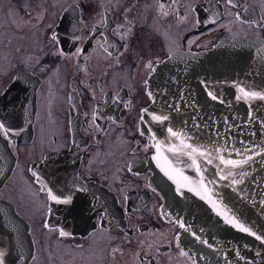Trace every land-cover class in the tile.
<instances>
[{
    "label": "flooded vegetation",
    "instance_id": "af4514ba",
    "mask_svg": "<svg viewBox=\"0 0 264 264\" xmlns=\"http://www.w3.org/2000/svg\"><path fill=\"white\" fill-rule=\"evenodd\" d=\"M232 37L264 40V0H0V58L11 55L0 97L17 78L34 100L28 117L5 98L15 119H0L26 130L23 140L0 130L15 155L0 197L25 218L33 245L19 264H197L160 209L144 164L153 145L138 120L157 62ZM42 161L45 186L31 170Z\"/></svg>",
    "mask_w": 264,
    "mask_h": 264
},
{
    "label": "water",
    "instance_id": "95a60500",
    "mask_svg": "<svg viewBox=\"0 0 264 264\" xmlns=\"http://www.w3.org/2000/svg\"><path fill=\"white\" fill-rule=\"evenodd\" d=\"M153 68L146 78L150 100L138 124L153 145L144 164L150 170V184L162 196L163 215L177 222L176 237L197 264H264V239L256 238H264V100L237 99L243 97L240 89L264 94V40L221 38L210 48L171 52ZM32 93L33 88L26 89L19 79L11 82L0 97V119H15L6 117L3 108L4 99L11 97L14 110L24 107L28 117L33 114L34 100L26 98ZM153 116L167 119L160 122ZM169 128L177 135L169 133ZM7 130L11 138L24 139L26 130ZM188 145L197 150L196 164ZM74 150L63 149L55 155ZM14 160L0 132V181L9 175ZM43 169V161L31 166L45 186ZM202 178L206 190L198 186ZM218 212L234 216L251 231L226 223ZM15 244L24 256H17L14 263L28 261L33 245L27 222L12 203L0 197V253L7 264L8 250Z\"/></svg>",
    "mask_w": 264,
    "mask_h": 264
},
{
    "label": "snow or ice",
    "instance_id": "6c2138e0",
    "mask_svg": "<svg viewBox=\"0 0 264 264\" xmlns=\"http://www.w3.org/2000/svg\"><path fill=\"white\" fill-rule=\"evenodd\" d=\"M229 3L231 4L232 3V0H229ZM53 39H55V37H53ZM240 91L243 93V97H240L238 96L237 99H241V98H259L261 100H264V94L260 93V92H246L244 89H240ZM149 95H151L149 93ZM209 95L212 96V99H217V97L215 95H212L211 93H209ZM145 112H147V109L143 110ZM153 120H156V121H160V122H163V120L167 119V117H160V116H153L152 117ZM0 130H3V134L5 136L8 135V130L4 127V125L2 123H0ZM168 132L171 133L173 136H176L177 133L173 132L171 128L168 129ZM188 148L191 149V145H188L187 146ZM157 150L159 151V142H157ZM170 151L172 149H169ZM197 152L196 149H191V152L189 153V155L191 156L192 158V161H193V164H196V156H195V153ZM199 155L203 156L204 153L203 152H200ZM209 163H211V161L209 160ZM225 163H228V164H235L236 162L234 161H226ZM199 165H197V171H199ZM166 175H168V173L166 172L165 173ZM172 178V177H170ZM223 178V177H222ZM184 180H188V177H183ZM235 182V181H234ZM199 187L201 188H204L206 190V185L203 184V178L201 179V182L200 184L198 185ZM191 190V189H190ZM198 195L200 194L199 192L197 193ZM49 198L53 201H55L56 203H69L70 200H61L59 197H57L56 195L52 194L51 190H49ZM202 199H204L205 197L202 196L201 197ZM210 203H212V206L215 208L216 207V204L215 202L209 200ZM219 215H223L224 216V219L226 221V223H229V224H232L234 227H237L239 228L240 231H243V232H250L251 230L247 227H245L243 224L239 223L238 220H236V218L234 216L232 217H229L225 212H218ZM180 227H184V224L181 223L180 224ZM252 235H256L255 233H251ZM60 235L61 236H64V235H67V233L61 231L60 232ZM257 239H264L260 236H257L256 237ZM3 256V253H0V258H2ZM0 264H2V259H0Z\"/></svg>",
    "mask_w": 264,
    "mask_h": 264
},
{
    "label": "rangeland",
    "instance_id": "374dc122",
    "mask_svg": "<svg viewBox=\"0 0 264 264\" xmlns=\"http://www.w3.org/2000/svg\"><path fill=\"white\" fill-rule=\"evenodd\" d=\"M35 23H36V21H35ZM35 23H34V25H35ZM23 38H24V40L23 41H25V40H27V41H30L31 42V47L32 48H34L35 46L37 47V42H40V40H39V38H38V36L36 35H31V36H29V35H24L23 36ZM38 38V39H37ZM4 40V37L1 39V43L3 44V41ZM8 55H9V57H7V58H0V66L3 68V67H5L6 68V65L9 63V61H10V59H11V55H10V53L8 52L7 53ZM3 55V54H2ZM20 109V108H19ZM42 134H44V132L42 133ZM41 136V134L38 136V138ZM42 137H43V135H42ZM30 155H28L27 157H29ZM21 160V159H20ZM25 161V158L23 159V162ZM20 162V161H19ZM18 177H19V179H20V177H23L22 176V173H20L19 175H18ZM20 181V180H19ZM21 184H23V186H25V187H27L28 189H29V187H28V184H26V180H24V183L22 182ZM162 203V202H161ZM62 250H64V249H62ZM60 254H61V250L59 249V248H51L50 249V255H52L51 256V259H52V261L54 262V261H56L57 262V257H59L60 256Z\"/></svg>",
    "mask_w": 264,
    "mask_h": 264
},
{
    "label": "bare ground",
    "instance_id": "6f19581e",
    "mask_svg": "<svg viewBox=\"0 0 264 264\" xmlns=\"http://www.w3.org/2000/svg\"><path fill=\"white\" fill-rule=\"evenodd\" d=\"M29 232V231H28ZM18 247H20L18 244H15V245H13V247L10 249V250H8V252H10L11 253V250L13 249V248H18ZM18 255L17 256H24V255H22L23 254V249H21L18 253H17ZM17 256H13V254L11 253V255H9V258H7L6 259V261L8 262V263H10V264H15L14 262L15 261H13V260H17Z\"/></svg>",
    "mask_w": 264,
    "mask_h": 264
}]
</instances>
